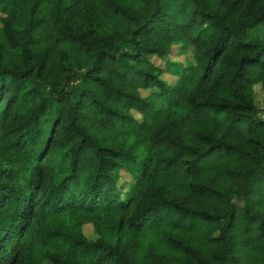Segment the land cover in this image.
Here are the masks:
<instances>
[{
  "label": "trees",
  "instance_id": "trees-1",
  "mask_svg": "<svg viewBox=\"0 0 264 264\" xmlns=\"http://www.w3.org/2000/svg\"><path fill=\"white\" fill-rule=\"evenodd\" d=\"M258 85L264 0H0V264H264Z\"/></svg>",
  "mask_w": 264,
  "mask_h": 264
},
{
  "label": "rangeland",
  "instance_id": "rangeland-1",
  "mask_svg": "<svg viewBox=\"0 0 264 264\" xmlns=\"http://www.w3.org/2000/svg\"><path fill=\"white\" fill-rule=\"evenodd\" d=\"M180 59L183 60L184 58H180ZM154 61L157 64H162V63H160L159 60L154 59ZM254 92H255L256 103H257L258 107L261 110H263L264 109V90L262 89V87L260 85H258L255 87ZM262 116L264 117V113L262 114ZM86 233L88 236H90V235L92 236L90 227L86 228Z\"/></svg>",
  "mask_w": 264,
  "mask_h": 264
}]
</instances>
